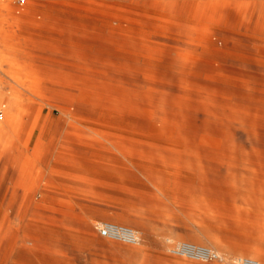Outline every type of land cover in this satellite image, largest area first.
Returning <instances> with one entry per match:
<instances>
[{
  "label": "rangeland",
  "instance_id": "374dc122",
  "mask_svg": "<svg viewBox=\"0 0 264 264\" xmlns=\"http://www.w3.org/2000/svg\"><path fill=\"white\" fill-rule=\"evenodd\" d=\"M246 259L264 264V0H0V264Z\"/></svg>",
  "mask_w": 264,
  "mask_h": 264
},
{
  "label": "built area",
  "instance_id": "2783aa9c",
  "mask_svg": "<svg viewBox=\"0 0 264 264\" xmlns=\"http://www.w3.org/2000/svg\"><path fill=\"white\" fill-rule=\"evenodd\" d=\"M101 236L108 238L110 240L114 241H120L126 244L135 245L140 242V236L137 232H135L133 229L113 224V223H105L102 225L100 229ZM175 252L178 254H192L197 255L199 257H207L211 258L214 253L203 251L200 249H196L188 244H183L179 248L175 249ZM248 264H253L251 262H248Z\"/></svg>",
  "mask_w": 264,
  "mask_h": 264
},
{
  "label": "bare ground",
  "instance_id": "6f19581e",
  "mask_svg": "<svg viewBox=\"0 0 264 264\" xmlns=\"http://www.w3.org/2000/svg\"><path fill=\"white\" fill-rule=\"evenodd\" d=\"M103 225H104V224H103ZM101 226H102V225H101ZM193 247H194V245H193ZM196 248H198V249H200V250H203V251L211 252V249H209V248H205V247H196ZM246 260H248L249 262H251V263H253V264H261L259 261L254 260V259H246Z\"/></svg>",
  "mask_w": 264,
  "mask_h": 264
}]
</instances>
